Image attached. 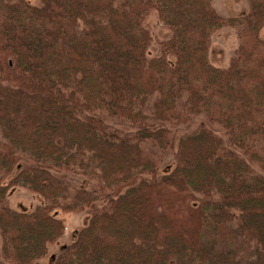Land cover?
<instances>
[{
  "label": "trees",
  "instance_id": "16d2710c",
  "mask_svg": "<svg viewBox=\"0 0 264 264\" xmlns=\"http://www.w3.org/2000/svg\"><path fill=\"white\" fill-rule=\"evenodd\" d=\"M247 2L226 18L213 0H0V264H39L82 211L53 264H264V0ZM151 13L171 36L148 58ZM222 29L238 45L218 68ZM194 116L230 146L201 127L159 174L142 144L172 148L168 125ZM6 178L47 204L10 209Z\"/></svg>",
  "mask_w": 264,
  "mask_h": 264
},
{
  "label": "rangeland",
  "instance_id": "374dc122",
  "mask_svg": "<svg viewBox=\"0 0 264 264\" xmlns=\"http://www.w3.org/2000/svg\"><path fill=\"white\" fill-rule=\"evenodd\" d=\"M9 2H14L16 0H7ZM32 6L41 5L43 0H24ZM213 6L223 17H239L248 11L247 0H213ZM144 27L150 35V41L147 48V57L153 58L160 55L161 44L168 40L171 36V32L160 22L156 13L149 14L144 21ZM260 37L264 39V29L260 33ZM238 45V40L236 35L231 29H222L216 31L212 37L208 50L209 62L218 68H224L228 65L229 59L232 57L234 51ZM113 124L120 126L121 128H128L127 125H123L121 122H112ZM171 129L173 135V147L169 149H161L152 144L151 142H144L142 144L145 152L149 154L152 158L158 160L159 162V174L170 171L174 166V154L176 152V145L178 140L189 133H194L201 127L210 128L219 137L223 139L226 146H230L227 137L220 127L216 124H211L207 122L202 116L192 117L188 123L183 125H168ZM3 139L0 136V143ZM258 173L259 170L256 166L253 167ZM14 175V173H13ZM9 178V177H8ZM4 180L7 184L6 199L10 209L15 212H25L30 213L36 209L38 206H43L46 201L38 194L28 191L27 189L21 188L19 186L10 185L9 179ZM84 177L78 175H69V184L71 186V191L73 188H77L84 181ZM9 181V182H8ZM87 189H92V182L86 183ZM58 217L62 216L59 211ZM64 218V234L63 236L54 243L48 245L47 255L38 260L39 264H53V259L58 257L61 253V248L64 245H70L83 227L86 226L90 216L82 212H74L68 216H62ZM0 260H2V241L0 237Z\"/></svg>",
  "mask_w": 264,
  "mask_h": 264
}]
</instances>
